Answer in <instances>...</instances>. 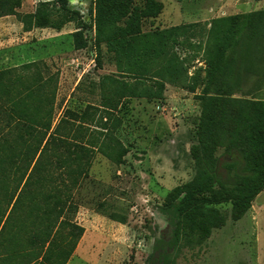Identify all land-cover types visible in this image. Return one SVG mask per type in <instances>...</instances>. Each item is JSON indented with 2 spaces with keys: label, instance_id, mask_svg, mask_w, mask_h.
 I'll use <instances>...</instances> for the list:
<instances>
[{
  "label": "rangeland",
  "instance_id": "rangeland-1",
  "mask_svg": "<svg viewBox=\"0 0 264 264\" xmlns=\"http://www.w3.org/2000/svg\"><path fill=\"white\" fill-rule=\"evenodd\" d=\"M258 10L264 0H0V264H68L85 240L71 264H148L169 232L161 208L195 173L203 104L241 16ZM231 81L233 99L264 102L262 39ZM262 195L237 222L221 206L226 225L183 241L173 264H264Z\"/></svg>",
  "mask_w": 264,
  "mask_h": 264
},
{
  "label": "trees",
  "instance_id": "trees-1",
  "mask_svg": "<svg viewBox=\"0 0 264 264\" xmlns=\"http://www.w3.org/2000/svg\"><path fill=\"white\" fill-rule=\"evenodd\" d=\"M57 1L67 9L68 0ZM241 26L245 34L234 39L232 54L220 67L219 90L203 104L190 153L195 173L161 208L169 232L155 241L148 264H173L183 241L201 245L226 225L221 206L230 205L231 219L237 222L264 192V102L233 99L231 81L244 50L264 41V10L241 16ZM220 148L224 151L217 156ZM53 240L51 232L49 244Z\"/></svg>",
  "mask_w": 264,
  "mask_h": 264
},
{
  "label": "crops",
  "instance_id": "crops-1",
  "mask_svg": "<svg viewBox=\"0 0 264 264\" xmlns=\"http://www.w3.org/2000/svg\"><path fill=\"white\" fill-rule=\"evenodd\" d=\"M258 11H259V10H258ZM162 17H164V16L162 15ZM169 19H171V18H169ZM0 21H1V20H0ZM10 22H12V20H10L8 23H10ZM0 25H1V22H0ZM14 26H15L16 28L20 29V28L22 27V23H20V22H15ZM0 34H1V33H0ZM25 34H26V32H25ZM3 37H5V36H3ZM3 37H0V47H1V45H3V41H2V40H4ZM10 41H12V40H10ZM84 240H85V238H84ZM89 243H90V244H89ZM93 244H94V241H93V242L88 241V243H87L86 240H85L84 242L82 241V242L80 243L78 249L76 250V253H79L81 247H83V246H86L87 248H92V247H93ZM76 253H75V256L73 257V259L70 260L68 264H71V263L75 260V258L77 257V256H76Z\"/></svg>",
  "mask_w": 264,
  "mask_h": 264
},
{
  "label": "water",
  "instance_id": "water-1",
  "mask_svg": "<svg viewBox=\"0 0 264 264\" xmlns=\"http://www.w3.org/2000/svg\"><path fill=\"white\" fill-rule=\"evenodd\" d=\"M262 201H264V195L260 196V198L257 200V202H259V203Z\"/></svg>",
  "mask_w": 264,
  "mask_h": 264
}]
</instances>
